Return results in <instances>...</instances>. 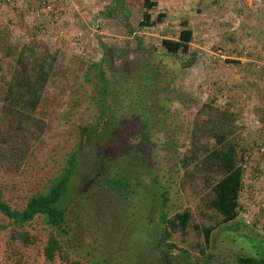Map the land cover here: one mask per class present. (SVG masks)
Here are the masks:
<instances>
[{"label":"rangeland","instance_id":"1","mask_svg":"<svg viewBox=\"0 0 264 264\" xmlns=\"http://www.w3.org/2000/svg\"><path fill=\"white\" fill-rule=\"evenodd\" d=\"M88 1L94 8L82 2L85 8L73 16L84 28L70 38H64L60 28L67 13L58 7L57 13L23 15L9 4L0 15V28L8 29L11 41L19 45L37 42L98 62L104 58L99 43L111 46L117 55L112 59V76L118 88L107 101L111 108L106 123L111 127L95 136L88 134L94 141L87 139L79 153L67 201V232L55 231L68 260H45L43 249L51 229L43 217L20 227L0 213V264H74L75 260L91 264L105 252L123 249L110 264H147L150 244L157 242L164 228L156 226L161 211L167 219L190 214L186 231L172 234L177 247L174 264H235L243 255L262 256L264 226L255 223L259 214H249L241 202L239 218L222 224V216L208 206L213 169L201 162L206 149H212L224 132L238 148L252 136L250 125L240 127L225 114L242 101L241 75L253 79L254 87H264V74L257 68L264 66V26L252 7L258 0H150L157 2L149 11L151 26H140L145 0H120L132 34L121 14L105 16L112 0ZM183 29L193 31L189 53L169 54L162 40H177ZM117 48L126 51L125 57ZM60 100L39 129L1 111L0 189L14 209H23L31 196L47 191L78 147L82 129H91L100 120L91 83ZM143 123L152 125L146 143ZM21 126L25 129L9 132ZM138 151L146 160L142 165L136 163L138 158L128 157ZM99 165L106 173L127 174L129 193L117 194L103 185L102 176L96 184L93 172ZM251 193L248 189L245 197ZM219 224L207 248L195 226ZM13 231L30 233L36 243L25 246L14 241Z\"/></svg>","mask_w":264,"mask_h":264},{"label":"trees","instance_id":"2","mask_svg":"<svg viewBox=\"0 0 264 264\" xmlns=\"http://www.w3.org/2000/svg\"><path fill=\"white\" fill-rule=\"evenodd\" d=\"M112 1L113 4L107 8L105 16L110 18L121 14L125 20L126 28L132 34L134 30L129 23L124 3L120 0ZM144 6L146 11L140 26H151L154 23L149 11L157 6V2L145 0ZM113 7L115 10L112 9ZM192 39V29H183L177 40L164 39L161 45L169 54H188ZM99 46L104 54L102 61H87L81 57L67 55L61 49H53L37 42L16 44L11 41L10 31L0 28V119L2 118L1 111L6 110L13 117L21 119V122H27L36 129L43 128L42 120H46L50 116L51 112L59 105L60 99H63L69 91L72 95L83 89L85 84L90 83L95 91V106L100 120L91 129L89 127L82 129L78 147L69 154L67 164L61 173L52 180L47 191L31 196L23 209H14L3 200L0 189V213L15 226L23 227L36 217H43L44 223L51 229L43 249L44 258L50 263L58 257L68 260L67 251L55 231L64 234L67 232L65 229L67 201L72 180L79 169V153L86 140H92L91 135L95 136V133L105 132L107 128L111 127L106 123V114L111 108L107 101L109 96L118 91L112 76L114 73L112 59L117 55L111 46L104 42H100ZM115 50L120 51V56L125 57L126 51H121L118 48ZM151 126L150 123H143L141 128L143 143H146L150 138ZM24 129L25 126H21L19 129L14 128L9 132L14 133L16 130ZM203 156L202 165L211 167L215 176V181L211 186L213 197L208 206L222 216V224L227 225L235 222L240 215L239 198L243 188L244 171L242 162H238L235 146L226 140V132L216 138L215 145L212 149H206ZM128 157L138 158L136 163L140 165L146 161L140 151L136 154L129 153ZM93 174L96 184L100 185L101 179L99 182L97 180L102 176L103 185L109 186L117 194L125 193L124 195H127L129 193L130 180L127 174L123 176L112 171L106 173L100 165L97 166ZM189 219L188 212L177 214L173 219H167L166 213L161 211L158 220L160 223L157 222L156 226L164 225V228L159 235L156 233L157 242L150 244L151 252L147 264H174V248L177 247L171 242L172 234L177 229L184 233ZM222 224H219L218 227L195 226L196 232L204 239L207 248L211 245L213 232ZM12 239L25 246L34 245L37 240L35 236L24 231H13ZM120 252H105L101 258L92 261L91 264H110L112 257L117 256ZM73 262L82 264L77 260ZM235 264H264V254L258 257L240 256Z\"/></svg>","mask_w":264,"mask_h":264},{"label":"crops","instance_id":"3","mask_svg":"<svg viewBox=\"0 0 264 264\" xmlns=\"http://www.w3.org/2000/svg\"><path fill=\"white\" fill-rule=\"evenodd\" d=\"M83 1L86 2L88 8H94L88 0H70L67 4L58 3V10H63L67 13L63 18L64 23H62V25L58 23L60 24L64 38L69 37V34H71V36L79 34L84 28L83 22L77 21L73 16L76 12L79 15L81 14V11L85 8L83 5L84 3H82ZM9 4L17 8L16 11L23 15L46 13L43 0H0V15L7 11L6 5ZM252 7L254 8L253 11L256 12V18L262 23L260 26H264V0H258V3L256 5L254 4ZM259 9H261V11H259ZM252 80L249 77L241 75L238 94L242 97V101L236 105V108L231 109L230 113L225 114L227 117L236 119V123H238L240 127L246 125L251 126L250 132L252 136H250V139L245 143L241 141L245 146L241 145L238 148L235 141L233 142L235 143L236 153H238L239 149L242 151L241 157H244L245 153H251L252 166L256 173L259 172L257 175H260V177H256L254 172H250L246 175L245 185H243L239 198V204L243 202L246 209H249V205L252 201L256 203L264 201V175L262 173L264 172V155H262L260 151L264 145V87H254L253 82H251ZM247 113L250 114V118L244 117ZM247 120L250 121V123L247 122ZM226 140L229 141V138H226ZM248 189L252 191V197L250 198L245 197ZM252 212H254V214H259L257 215V221H255V223L260 222L262 223L261 225L264 226V214L255 210H252Z\"/></svg>","mask_w":264,"mask_h":264},{"label":"built area","instance_id":"4","mask_svg":"<svg viewBox=\"0 0 264 264\" xmlns=\"http://www.w3.org/2000/svg\"><path fill=\"white\" fill-rule=\"evenodd\" d=\"M59 1H64L67 2L68 0H43V6H44V10L47 13H57V7H58V2ZM58 18V16H57ZM83 48V47H82ZM258 69L261 70V72L264 74V66H258ZM262 82L264 83V78L262 79ZM261 154L264 155V145L262 147V149L260 150ZM242 168L244 171V176H243V183L245 182L246 179V173L250 172H254V175L257 177L259 172H255L253 166L251 165V153H245L244 157H243V161H242ZM251 203V202H250ZM246 209V207H245ZM248 211V213H254L252 212V210H255L257 212H263L264 211V201H261L259 203L253 202L249 205V209H246Z\"/></svg>","mask_w":264,"mask_h":264}]
</instances>
